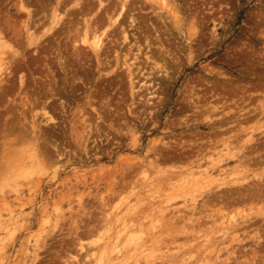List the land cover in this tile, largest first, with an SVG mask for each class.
<instances>
[{
  "label": "rangeland",
  "instance_id": "1",
  "mask_svg": "<svg viewBox=\"0 0 264 264\" xmlns=\"http://www.w3.org/2000/svg\"><path fill=\"white\" fill-rule=\"evenodd\" d=\"M29 1L28 21L17 9L18 0H0L1 26L20 50L0 95V136L4 126L8 130L30 120L26 105L32 103L53 159L44 166L29 159L0 164V264H264V219L236 227L230 215L216 214L219 195L230 196L228 203L223 200L225 214H245L264 193V188L242 195L229 190L235 168L241 169L230 161L238 153L234 146L249 139L250 129H264L259 113L264 107V0H167V8L132 0L152 50L143 33L129 26L126 12L132 42L120 44L117 33L104 39L102 57L108 50L104 60H111L113 69L99 73L85 53L77 57L76 24L83 23L76 6H58L60 24L41 37L38 47H26L23 26L46 32L53 27L55 7L53 0ZM174 8L183 23L181 34L170 21ZM94 9L92 19L101 16L107 24L102 9L97 4ZM159 33L175 55L164 70L145 59L146 53L161 52ZM134 35L142 37L145 57L137 52ZM133 48L136 52H129ZM113 49L121 58L117 67ZM122 57L138 63L136 73L143 68L134 96ZM211 90L221 99H213ZM208 101L217 108L202 113L199 105ZM78 107H85V116ZM53 140L67 152L54 154ZM160 154L173 161L161 160ZM257 160L246 178L248 186L258 181L263 187L254 177L264 170ZM191 172L195 181L187 183Z\"/></svg>",
  "mask_w": 264,
  "mask_h": 264
},
{
  "label": "bare ground",
  "instance_id": "2",
  "mask_svg": "<svg viewBox=\"0 0 264 264\" xmlns=\"http://www.w3.org/2000/svg\"><path fill=\"white\" fill-rule=\"evenodd\" d=\"M53 1L55 2V7L53 10L52 17H50L51 18L50 24L53 23V27L49 26V27L45 28L46 32L43 31V33L36 34L34 31L37 29V27H35L36 29L34 31H31L29 25L23 26L22 32H24L23 30H25V33H27V36H26V39H27L26 42L27 43H25L26 47L27 46L28 47H31V46L38 47V45L40 44L39 40L41 39V37L44 36L49 31H51L52 29L56 28L60 24L61 20H60V18H58V14H57L56 10H57L58 6H66L67 4H68L67 6H76L77 7L76 10L74 9L75 10L74 12H76L77 14H79L81 16L82 23H83V24H81V23L77 22V24H76V30H77L76 36L79 37V41L76 42V45L74 44L76 46V48L74 47V45H73V47L76 49L77 57L82 58L84 56L83 54L85 53V56L87 55L86 56L87 60H89V61L94 60L97 73H99L101 71V69L105 70V67L106 68L107 67L112 68V66L110 65L111 60H109V61L104 60V59H107L108 56L111 55V54L109 55L108 50L106 51V53L102 57V54L104 52L103 51L104 39H107L109 37H116V33H117L118 38H120L118 36V34L121 35V39H119V42H120V40H122V42L120 44H122V43L124 44L126 42L128 43L129 41H131L130 36L127 32V27H125V22L128 20H131V25H129V24L128 25L131 28L133 27V30L138 29L139 32L143 33V35L142 34L141 35L144 38V43L146 44L147 49L152 46V43L150 44L151 41H150L149 34L145 33L142 30V27L144 26V25H141L142 20L141 19L139 20L138 18L134 17V14L136 13L135 12L136 9L138 12V8H137L138 6L136 7V5L132 2V0H121V1H118V3H108L105 0H96L97 9L98 8L102 9V11L104 12L105 18H107V21H105V22H107V24L103 23V21L101 20V16L98 18L92 19L91 15L93 14V10H95L94 6H96L95 1H93V0H53ZM145 1L148 4L152 5L151 7H153L152 3H154V2L155 3L160 2V5L165 7V8L169 7V2L167 0H145ZM29 4H30L29 0H18V6H17V9L22 14H26L28 21H29L30 17H32V12L29 9V6H30ZM148 4H147V6H148ZM140 6L141 5H139V7ZM155 9H157V8H155ZM141 11H143V10H141ZM126 12L130 13V16H128V20H126L127 17L124 16V13H126ZM173 15L174 16H172V19L170 20L171 24L173 26V29L177 30V33L181 34L183 28L181 29L180 27H181V24H183V23H182L181 18H179V12L177 10H175V8L173 11ZM156 18L161 23H164L163 26H165L166 18L164 17V15L158 13L156 15ZM180 22H181V24H180ZM1 24L2 23H0V95H3V93L5 92V85L7 84V80H8L7 77H9L11 75V72L13 70V66L11 64L13 63V60L15 59V57L20 55V50H19V47H16V45L14 46L9 41V38H7L5 30H4L3 26H1ZM80 25H82V27ZM116 27L117 28L119 27L120 30H117ZM153 27H155V25L152 24V28ZM165 28H167V26ZM168 28H169V25H168ZM115 30H117V31H115ZM153 30H155V29L153 28ZM20 32H19V36H21V34H22V32H21V34H20ZM157 33H158V31H157ZM54 34L55 33L53 31V35ZM133 37L135 40L133 39ZM133 37H132V39L135 41L133 43L136 44L137 52L138 53L140 52L141 54H143V52H141L142 51V45H141L142 43H140L143 40V39H141L142 37L140 38L139 36H136V35H134ZM155 39H156V41L159 42L158 47H159L161 52H159V53L151 52V54H148L145 52L146 53V54L144 53L146 55L145 59H148V61L154 60V63L153 62L152 63L154 64L155 67L160 66L161 69H163V70L167 69V66H166L167 61L166 60H167V58H170V56L171 57L175 56L173 54L174 52L171 50L170 47L166 46V44H165L166 41L165 42L163 41L160 33L156 35ZM110 41H112V40H110ZM113 44L119 45V43L118 44L113 43ZM113 47H115V46H113ZM24 48H25V46H24ZM111 48H112V46H111ZM116 49L115 50L113 49L114 55H115L113 59L116 61L115 63H116V67H117L120 64L119 60L121 58L119 59V57H120V54L118 52L119 50H116ZM122 49H123V47L121 48V50ZM86 50H88L89 56H88V54H86ZM124 50H125V48H124ZM128 50H129V52H131V51L136 52V49H134V50L128 49ZM128 50H127V52H128ZM148 51H149V49H148ZM135 52H133V53H135ZM141 54H140V56H141ZM144 54H143V56H144ZM190 54H192V53H190ZM122 55L124 57H126V54L122 53ZM130 56L132 57V55H130ZM134 56L136 57V54L135 55L133 54V57ZM124 57H122V58H124ZM189 58H190V56H189ZM109 59H110V57H109ZM59 60H61V57L59 58ZM158 60H162V63H160ZM103 61H105V62L103 63ZM127 61L125 59L123 61V64L120 66L125 67L124 69H125V73H126V79L128 80V83H129L131 95L134 96L135 93L133 90L135 89L134 88L135 83H136L135 79L139 78L138 76H140L141 73L143 72V68L138 67V73H136L133 70V66L137 65L138 63L132 64V63H130L131 61H129V62H127ZM178 61H177V63H178ZM145 62H146V60H144V63ZM148 63L149 62H147V65H148ZM102 66H104V67H102ZM150 66H153V65H150ZM109 68H107V69H109ZM159 68L158 69L154 68V69H157L159 71ZM150 69H151V67H150ZM108 71L109 70H107L106 72H108ZM149 71L150 70H148V72H147V70H146L147 74L149 73ZM114 72L116 73L117 71L114 70ZM153 73H155V72H153ZM143 74H145V73H143ZM151 79H153V78H151ZM137 82L139 83V81H137ZM20 84H21V86L24 84L23 77H20ZM211 91H212L211 95H212L213 99H214V97L221 99V98H219V97H221L220 94L213 93V91H215V90H211ZM206 103H207V105L206 104L205 105H199L202 107V109H201L202 113H205V112L210 113L217 108V105H215V103H213L212 101H208ZM34 104L37 105L36 103H34ZM86 104L88 106H91V101H87ZM45 107L46 106H44L43 108H45ZM26 109H30V110H27V111H30V113H31L29 115V119H30L29 121H26L25 123L17 122L13 126L9 127L8 130L5 129V126L2 129L1 136H0V164H1V166L3 165V162H6V161L11 162L13 165L21 164V163H24L25 159H29L33 164H36L39 166H44L47 161H51L53 159L52 153L49 151L50 146H52L51 141L48 137L42 138L40 135V133L42 134L41 129H40V125H41L40 123L41 122H38L36 119V117L38 115L34 113L33 104L29 103V105H26ZM78 109H79L78 113L81 114V116H85L84 114H85V112H87L85 107L83 109L78 107ZM24 111H25V109H24ZM24 111H23V113H24ZM27 111L25 112V114L27 113ZM259 113H261V115H264V107L260 109ZM98 115L102 119L104 118V116L101 112L96 111V116L98 117ZM89 116L84 117V120L85 121L91 120V118ZM23 118L26 120L25 115ZM206 118H208V116H206ZM210 119L211 118H208V120H210ZM54 120L55 119L53 118V121ZM46 123L48 124V121ZM89 124L92 125L91 123H89ZM89 133H90V130L87 132V135H89ZM248 133L250 134L248 140L244 141L243 143H237L234 146L235 150H237L238 153H236V154L232 153L231 154V156H233L234 160H230V161L237 162V164H239V167H241V169H242V173H239V171L241 169L238 170L239 168H235V172L233 173V178H232L231 184H230L232 186V188L229 189L232 191L233 194L242 195V194H244L243 190L249 191V194H251L252 192H254V190L259 191L260 189L264 188V170L261 173H259L258 175H254V177L260 179V182H261V184H263V187L260 186V183L258 181H256V182L252 181L251 182L252 186H248V184H250V182H249V179L246 178V172L248 171V167L250 165L255 164V161L257 159H258L257 161L261 160L258 164H264V153H262V151L264 150V140H261L259 138L257 141V137L264 136V129H262L261 127H258L257 129L252 128L248 131ZM86 137L87 136H85V138ZM81 143H82L81 146L83 147V149H85L86 148L85 147L86 139L82 140ZM53 150H54L53 151L54 154H56L58 157L61 155V154H59L61 152V150H62V152L64 150H65L64 152H67V150L64 146L59 147L58 143H55L54 140H53ZM68 153H69V151H68ZM20 155H24L25 157L20 156ZM256 156H257V158H256ZM159 158L161 160L173 161V159H170V156H163L162 154H160ZM221 158L222 157L220 155L218 157V160L220 161ZM218 165L219 164L215 162L213 166L220 167ZM260 167H262V165H260ZM163 169L159 170V168H157L156 170L164 173L165 171ZM152 171H155V169ZM190 174L191 175H187L188 176L187 183L190 181H195V180H193L196 177L194 172H191ZM205 179H207V178H203L201 180L200 184H202ZM222 181H225V176L223 177ZM243 183L245 185L242 187L241 184H243ZM258 185L260 187H257ZM254 196L255 195H253V194L251 195L252 198H254ZM229 197L222 196V195H219L218 198L216 197L218 204L221 206L216 210V214H219L221 218H226L227 215H230V218L234 221V223H235L234 225L236 227L240 226L241 224H245V225L253 224L255 221H257L256 218H259L260 220L264 219V193L262 196L257 195V197H255V199L258 201V203H256L254 206H252L250 208H247V213H245V214H242L241 212H237V211H232L228 214L224 213L222 207L227 205ZM237 197H239V196H237ZM216 199L214 200L213 205L216 204ZM233 199L234 198H231V200H233ZM223 200L226 201L227 203H223ZM251 201H253V200H251ZM260 202H263V204H260L259 207H256ZM106 217H108V216H106ZM105 219H108V218H105Z\"/></svg>",
  "mask_w": 264,
  "mask_h": 264
}]
</instances>
